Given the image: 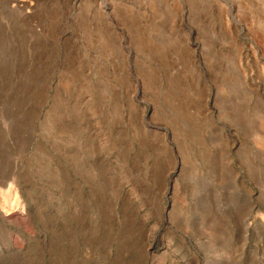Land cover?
Segmentation results:
<instances>
[{"label":"rangeland","instance_id":"1","mask_svg":"<svg viewBox=\"0 0 264 264\" xmlns=\"http://www.w3.org/2000/svg\"><path fill=\"white\" fill-rule=\"evenodd\" d=\"M1 177L0 264H264V0H0Z\"/></svg>","mask_w":264,"mask_h":264},{"label":"bare ground","instance_id":"2","mask_svg":"<svg viewBox=\"0 0 264 264\" xmlns=\"http://www.w3.org/2000/svg\"><path fill=\"white\" fill-rule=\"evenodd\" d=\"M133 110V109H132ZM134 113V112H133ZM132 113V114H133ZM134 115H135V113H134ZM4 188V190H7L6 192L8 193V194H11V187H12V183H10L9 181H8V178L7 177H1L0 178V191H2L1 189L2 188ZM3 192V191H2ZM2 192H0L1 194H3ZM5 194V193H4ZM14 197V196H13ZM8 198V197H7ZM4 207V206H3ZM4 209H5V207H4Z\"/></svg>","mask_w":264,"mask_h":264},{"label":"water","instance_id":"3","mask_svg":"<svg viewBox=\"0 0 264 264\" xmlns=\"http://www.w3.org/2000/svg\"><path fill=\"white\" fill-rule=\"evenodd\" d=\"M21 234V233H20Z\"/></svg>","mask_w":264,"mask_h":264}]
</instances>
